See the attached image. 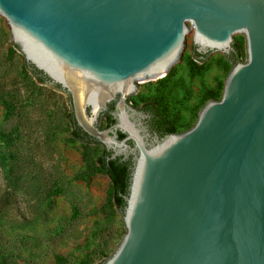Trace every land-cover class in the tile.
<instances>
[{
  "label": "water",
  "instance_id": "water-1",
  "mask_svg": "<svg viewBox=\"0 0 264 264\" xmlns=\"http://www.w3.org/2000/svg\"><path fill=\"white\" fill-rule=\"evenodd\" d=\"M0 16L77 127L131 160L126 233L103 264H264V0H0ZM190 26L200 55L245 35L247 61L193 127L160 138L128 98L188 66Z\"/></svg>",
  "mask_w": 264,
  "mask_h": 264
},
{
  "label": "rangeland",
  "instance_id": "rangeland-1",
  "mask_svg": "<svg viewBox=\"0 0 264 264\" xmlns=\"http://www.w3.org/2000/svg\"><path fill=\"white\" fill-rule=\"evenodd\" d=\"M247 61L245 35L235 42ZM161 82L139 84L128 103L140 108L155 100L178 133L189 130L208 103L221 98L232 66L225 52L209 50ZM10 27L0 16V262L5 264H100L122 241L126 228L108 203L109 179L88 176L102 145L83 146L71 136L70 96L39 83L25 66ZM7 106L9 111H7ZM146 125L144 120L141 121ZM99 129L105 128L101 118Z\"/></svg>",
  "mask_w": 264,
  "mask_h": 264
},
{
  "label": "trees",
  "instance_id": "trees-1",
  "mask_svg": "<svg viewBox=\"0 0 264 264\" xmlns=\"http://www.w3.org/2000/svg\"><path fill=\"white\" fill-rule=\"evenodd\" d=\"M206 55H200L195 51V47L192 46V55L190 57V65H194L193 61L202 62ZM224 59L229 63L232 68L237 64L242 62V51L237 43L232 44L231 51L228 55H224ZM24 69L29 71L39 83H49V80L43 76L39 71L35 70L32 65L25 62ZM57 90L63 91L58 85L52 84ZM207 101H216L213 94L207 95ZM148 115L146 120V125L148 126L151 133L156 134L158 137H163L169 134H179L177 127L174 122L168 120L161 112L157 102L155 100L146 102L142 107L138 108ZM7 111L9 107L7 106ZM105 120V128L110 127L114 124L112 117L105 112L102 117ZM69 124L71 127L72 138L79 142L83 146H93L99 143L96 140L91 139L87 136L81 129H79L73 119L72 114L69 116ZM124 136L118 133V138L122 139ZM101 145V144H100ZM103 147V146H102ZM110 153L106 152L104 147L102 149L101 155L96 159L93 166H89L88 176H92L95 173L104 174L110 181V187L108 191V203L103 209L112 208L122 215L123 208L125 206L124 198L127 196L128 185L131 172V160H122L120 157L115 159H108ZM103 261L100 264H103ZM56 264H64L62 258L57 257L55 259ZM0 264H5L3 261Z\"/></svg>",
  "mask_w": 264,
  "mask_h": 264
},
{
  "label": "flooded vegetation",
  "instance_id": "flooded-vegetation-1",
  "mask_svg": "<svg viewBox=\"0 0 264 264\" xmlns=\"http://www.w3.org/2000/svg\"><path fill=\"white\" fill-rule=\"evenodd\" d=\"M112 108H113V105H110V106H109V109H108V111H107L108 114H109L110 111H112ZM103 114H104V113H103ZM109 115H110V114H109ZM146 120H147V119H145V122H146ZM146 126H147V125H146ZM147 128H148V126H147ZM104 129H106V128H104ZM148 129H149V128H148ZM149 131H150V130H149ZM150 133H151V131H150ZM152 134H154V133H152Z\"/></svg>",
  "mask_w": 264,
  "mask_h": 264
}]
</instances>
